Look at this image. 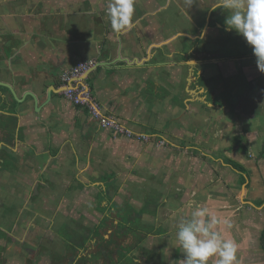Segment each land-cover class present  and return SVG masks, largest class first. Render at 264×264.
I'll list each match as a JSON object with an SVG mask.
<instances>
[{"label": "crops", "instance_id": "crops-1", "mask_svg": "<svg viewBox=\"0 0 264 264\" xmlns=\"http://www.w3.org/2000/svg\"><path fill=\"white\" fill-rule=\"evenodd\" d=\"M198 1L182 4L187 26L175 21V0H135L133 26L117 33L107 15L109 0H0V82L16 92L0 89L6 104H0V113L15 121L12 136L0 137L1 164L12 160L0 166V198L9 197L14 214L9 238L22 220L17 248L35 250L28 240L34 228L27 221L34 211L49 216L33 204L52 203L58 212L76 200L88 206L75 212L79 218L96 219L114 215L109 209L114 200L123 193L130 198L129 188H136L140 200L160 198V205L178 206L182 218L196 206L207 207L231 225L221 223L219 229L236 241L238 264H264V127L258 129L264 114L241 115L233 105V98L239 102L240 83L264 73L253 53L213 57L197 45L187 46V39H201L200 46L225 30V15L212 10L215 0ZM225 39L229 48L244 42ZM81 60L95 61L82 82L105 114L136 133L150 134V142L101 127L86 108L64 96L60 77ZM249 61L253 68L244 66ZM230 62L238 72L226 73ZM242 65L248 71L244 80ZM246 106L250 111L251 104ZM234 135L239 137L233 141ZM157 136L166 144L159 145ZM239 139L248 153L237 146ZM228 159L247 168L244 183ZM149 187L152 197L144 193ZM174 253L181 258V249Z\"/></svg>", "mask_w": 264, "mask_h": 264}, {"label": "rangeland", "instance_id": "rangeland-1", "mask_svg": "<svg viewBox=\"0 0 264 264\" xmlns=\"http://www.w3.org/2000/svg\"><path fill=\"white\" fill-rule=\"evenodd\" d=\"M198 3H199L198 0H194L193 4L197 6ZM182 4H184V0H175L173 5H171L172 10L173 8H175L177 12L175 21L177 24H180V25L186 24L187 26H189L188 22H186L183 19L184 17H182L183 15L181 14L182 12L185 11V9H187L186 7L184 8V5ZM197 15L199 16L198 13ZM228 36H229V38L227 39L228 41H230L233 36H234L233 38L234 41H237L238 38L241 39L240 41H245L244 38L238 35L236 32L227 34L226 38ZM200 42H201V39L199 38H197V40H191V41L187 39V46L189 44L198 45V43ZM218 43H220L219 45H221L220 53H225V52L236 50V49H237L236 51L237 53L243 48L241 45L245 42H242L240 45H236V46H233L232 44V46L229 48L227 45H223L224 43L223 40L220 42V37L217 36L216 31H215L214 37L212 38V41H210V45L208 46L211 49L212 47H214L215 44H218ZM248 47L250 46L247 45L246 48L249 49ZM213 50H216V49H213ZM209 51L213 52L211 50ZM211 54L214 57L215 53L213 52ZM250 61L247 65H244V66L245 67L247 66L248 68L249 67L253 68V66L251 67L252 64H250L251 63ZM212 64L213 63H210V66H212ZM241 68L242 69L244 68L243 65L241 66ZM224 69L227 74L228 72H230L231 74L237 70L235 66H232V64L231 66H228L226 64ZM255 74L259 75V71L256 70ZM255 74L253 76H255ZM220 77L224 79L223 74ZM261 102L262 101L260 99H256V100L253 99L252 101L249 102V104H251L252 106L250 111H248L250 113H248L246 109H245V112L243 113L249 115V117L263 115L264 107H262L263 105H261ZM259 112H262L263 114H259ZM12 123L14 125L12 115L4 114L0 116V125L8 126V125H11ZM263 124L264 123L259 125L258 129L261 127L263 128L264 127ZM6 136L10 137L12 135L8 134ZM237 137L239 136L234 135L231 140L234 141ZM241 141L244 144L243 140ZM256 150H257L256 153L259 154L260 150L258 146L256 147ZM11 162H12L11 159L5 158L4 163L2 164V167H8L9 165H11ZM7 182L8 181H5L3 179L1 181V183H5L6 186H8L9 183L7 184ZM263 189L264 187H262V190H261L262 194L264 193ZM7 190L9 189H5V188L1 189L2 193L5 195H8ZM128 192H129V195L131 196L130 198L127 197V194L125 196V194L123 193L121 198H119L118 200L117 199L114 200V202L119 206L121 205L128 206L126 204H129L130 206L135 208L137 211H141L143 210L144 207H148L150 211H145L141 214L138 220V223H137L138 225L136 224V226L138 227H136L135 230L128 232L127 234L124 233L126 236L122 237V240L120 241V243L123 246H126L132 249L131 255L134 256L136 258V261L140 264H141L140 261H143L144 263L148 261V255L151 252L154 254L155 253L157 254L159 264H167V262L164 261L162 258L163 251L167 254H171L169 259L172 260V264H181V258L183 255L182 250H181V258H180V254H179V258H176L177 255L174 252L176 248L178 247V244L175 240L177 224L182 219L183 214L181 212L183 211H180V208L178 206L172 207L170 205H160V198L159 200H155L153 198L140 200L138 196H136L135 194L137 192L136 188H133V189L129 188ZM139 192L140 191L138 190V193ZM154 192L155 191L151 187L144 190V193H147V197H152ZM2 198L3 196L0 198L1 202L3 200ZM8 199H9L8 196L5 197L3 201H5L6 203L3 204L2 207L4 208L3 210H0V211L1 213L3 212L6 214L9 213L10 216L7 217L3 214H0V229L1 230L5 229V231L9 230V232H11V228L14 227L13 226L14 219H12V217H14V214L12 212H9V207L11 203H8ZM79 201L80 200H77V202ZM73 204L71 205L63 204V206H60V211L58 212H57L58 206L53 205L52 203L48 204L49 206H40V205L36 206L33 204L31 206L32 208H34L35 210L42 208L43 210L48 211L49 212L48 214L50 216L49 217L47 215L44 218V216H42L40 213L36 214L34 211L32 213L33 219L30 220V222L27 221V224L28 225L30 224L34 228V229H31V227L29 228V230H31V232L35 234L29 236L28 240L31 242L35 250H32L31 253L29 252L25 253V251L22 250L23 248H21L20 246H18L17 248L16 245H14L15 242H21L22 226L19 224L22 221L21 220L20 222H18L17 231L15 232V234L13 233V237L14 235L17 234V236L20 237V239L16 238L15 236L14 238L8 237V238H4L0 240V264H71L70 259L72 258L73 260H75V257H73L74 252L72 251L75 248L74 244L78 245V243L80 244L84 239V236L79 235V231L83 229V226L87 228H90V227L94 228V226L97 223H98L97 226H100L101 224H108L111 222V219L113 217L112 214H107V215H104L102 218H100V216L97 215L96 219H91V218L89 219L88 217L79 218L80 215L76 214L75 212H80L81 211L80 208L85 209V208H88V206L86 204H78V203L76 204V200H75V203ZM98 208L101 209V206L99 204H98ZM109 209H110V213L111 211L113 213L115 212L112 207H110ZM46 217L47 218L49 217V219H47ZM112 220H117V219L113 217ZM65 223L68 224L72 228L73 231H75V236H74V239L72 240H69L71 236L70 232L72 230L69 229ZM152 225H154L155 228ZM161 226L162 228H166L168 232L164 233L165 230H160L162 229ZM108 228L103 229L101 231L103 234H106V236L109 238L113 229L111 228L108 229ZM152 228H154V230H157V231H150V229ZM161 231L162 233L159 234V232ZM141 236L144 237L142 241H140ZM65 240H69L70 243L67 245V243H65ZM91 246H92V250H91ZM109 246L110 248L115 249L117 246V243L112 242L109 244ZM85 253L93 254L92 257L88 260L87 264H106L103 253L102 254L98 253V248H97V245L95 244L94 239L91 242L87 243ZM156 254H155V257H156ZM113 256H114L113 264H134L132 261L131 263L130 261H127L125 258H123V261L120 262L118 260L119 252L118 254L115 253V255Z\"/></svg>", "mask_w": 264, "mask_h": 264}, {"label": "clouds", "instance_id": "clouds-1", "mask_svg": "<svg viewBox=\"0 0 264 264\" xmlns=\"http://www.w3.org/2000/svg\"><path fill=\"white\" fill-rule=\"evenodd\" d=\"M188 3L191 6L194 0ZM216 9L226 13L225 30L245 39L257 69L264 73V0H215L212 10ZM134 13L135 0H109L107 15L113 31L131 29ZM221 223L228 224L204 206L194 207L178 222L175 240L182 250L181 264H238L237 243L219 229ZM170 255L163 251L167 264H172Z\"/></svg>", "mask_w": 264, "mask_h": 264}, {"label": "trees", "instance_id": "trees-1", "mask_svg": "<svg viewBox=\"0 0 264 264\" xmlns=\"http://www.w3.org/2000/svg\"><path fill=\"white\" fill-rule=\"evenodd\" d=\"M203 78H204V75H203L202 79ZM232 108L233 107H231V109ZM238 143H239L238 147L241 148V150H243L244 153H248V147L246 145H244L241 140H238ZM262 154L264 155V152ZM228 161L232 162V164L241 171V173H242L241 183H244L247 180V178L245 176V174L247 173V168L243 164L236 162L234 160L228 159ZM126 205H128V206H125V205L119 206L116 203L113 204V209L115 212L113 213L114 215H112V216L115 217V219H117V220L111 219L110 223L101 224L100 226H97V224H98L97 223L95 225L96 227L94 226V228H92V227L87 228V227L83 226V229H81L79 231V235L84 236V239L79 244V247H81V248L86 247L87 243L91 242L95 238L96 239L95 244L97 245L98 253H101V254L103 253L104 257L106 259H108V261L110 262L109 264H113V261H114L113 255H115V253L118 254V252H119V259L118 260L120 262H122L123 258H125L127 261H130V262L132 261L134 264H140L136 261V258L131 255L132 249L128 248L126 246H123L120 243V241L122 240V237L126 236L124 233L127 234L128 232L133 231V230H135L136 227H138V226H136V224L138 223V220H139L141 214L145 211H150V210L148 209V207H144L143 210L137 211L135 208H133L129 204H126ZM131 209H132V211H131ZM115 221H117V222H115ZM66 225L69 229L72 230V228L68 224H66ZM152 226L154 227V225H152ZM131 227H133V228H131ZM106 228L113 229L109 238L106 236V234H103L101 231V230L106 229ZM154 228L150 229V231H157V230H154ZM58 230H60V229H58ZM70 233H71V236H70L69 240H72V239H74L75 231L72 230ZM0 237L8 238L9 236H8V233L6 231L0 229ZM143 239H144V237L141 236L140 241H142ZM69 240H65V243H67V245L70 243ZM112 242L117 243L116 248L114 247L115 249H112L109 246V244ZM261 242H262V248H264V231L262 232ZM179 249L180 248L177 247L176 251L179 252ZM155 254L151 252L148 255V261L149 262L157 261ZM156 256H157V254H156ZM91 257H92V255L90 256V258ZM178 258H179V255H178ZM85 259L88 260V257H85Z\"/></svg>", "mask_w": 264, "mask_h": 264}, {"label": "built area", "instance_id": "built-area-1", "mask_svg": "<svg viewBox=\"0 0 264 264\" xmlns=\"http://www.w3.org/2000/svg\"><path fill=\"white\" fill-rule=\"evenodd\" d=\"M95 65L93 60H81L68 68L61 75V83L64 87V96L74 104L88 110L103 128L111 129L116 135L126 136L142 142H150L153 136L147 133H136L132 128L125 126L118 119L105 114L100 103L94 98L89 85L82 82V75ZM157 143L165 145L164 138L157 136Z\"/></svg>", "mask_w": 264, "mask_h": 264}, {"label": "flooded vegetation", "instance_id": "flooded-vegetation-1", "mask_svg": "<svg viewBox=\"0 0 264 264\" xmlns=\"http://www.w3.org/2000/svg\"><path fill=\"white\" fill-rule=\"evenodd\" d=\"M218 15H220V16L225 15L226 16V13H224L220 9ZM212 16H214V15H212ZM232 32L234 33L235 31H229L228 32L226 30H219V33L217 34V36L219 35L220 42L225 39L227 34L232 33ZM227 38H229V36ZM233 38H234V36L232 37V39ZM204 39L208 40V37L205 36ZM195 40H197V39H195ZM238 40H241V39L238 38ZM201 42H202V40H201ZM244 42L245 43L241 45L243 48L240 51H238L237 53H236L237 49L229 51L230 54L233 53L230 56L238 55L239 58H242L245 55H248V54L250 55V53H252V50H251L250 47H248L249 49H247L246 47H247L248 44L246 43V41H244ZM208 45H210V42H208V44H202L200 46L198 44L197 47H195V48H201V49H204V51L206 49V52H208L209 54H211L213 52L215 53V55L223 54V53H220L221 52L220 51L221 45H214L215 48L212 47L211 49L209 48ZM233 46H236V44H233ZM213 49H216V50H213ZM209 50H211L213 52H210ZM241 71H243V72L240 73V75H241V77L243 76L242 79L244 80V78H245L244 75H246V73H248V71H244V68L241 69ZM249 71H251V70H249ZM237 72H238V70H237ZM257 77H258V79L252 78V80H250V81L245 79L243 83H240L241 91L237 94V97L239 98V100H238L239 102H237L236 98H233L234 109H236L238 107L237 111H239L241 115H242L243 112H245V109L248 112V108L249 107H247L246 105L249 104V102L252 101L253 99H255V100L256 99H260L262 101L261 105H263L262 107H264V76H257ZM1 87H0V89H2L4 91V93L8 92V90L6 88H4V86H1ZM63 90H64V87H63ZM0 98H3V97L1 96ZM0 104H2L4 106L6 105L5 101H2V99H0ZM240 108H241V111H240ZM0 110H3V109H0ZM248 113H250V112H248ZM0 114L4 115L5 113L2 112ZM2 115H0V116H2ZM13 121H14V117H13ZM14 123H15V121H14ZM13 128H14L13 123L11 125H8V126L0 125V137H5L7 134L13 132ZM0 166H2L1 161H0ZM74 247L75 248L72 251L74 252L73 257H75V260H73L71 258L70 259L71 264H87L88 260L90 259V256L93 255V254H90V253L86 254L85 253L86 247H84V248L79 247V243H78V245L74 244ZM91 250H92V246H91ZM85 257H88V260L85 259ZM156 258H157V256H156ZM140 262H141V264H159L158 260L154 261V262L147 261L146 263H144L143 261H140ZM105 263L109 264L110 262L108 261V259L105 258Z\"/></svg>", "mask_w": 264, "mask_h": 264}, {"label": "water", "instance_id": "water-1", "mask_svg": "<svg viewBox=\"0 0 264 264\" xmlns=\"http://www.w3.org/2000/svg\"><path fill=\"white\" fill-rule=\"evenodd\" d=\"M35 83L38 84V85L42 84L40 80H36ZM0 84H1L2 86H4V87L9 88V89L13 92V94L16 95L15 90L12 88V86H11L10 84L5 83V82H0ZM0 94H1V92H0Z\"/></svg>", "mask_w": 264, "mask_h": 264}]
</instances>
